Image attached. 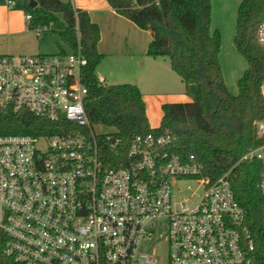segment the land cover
I'll return each mask as SVG.
<instances>
[{
	"label": "built area",
	"instance_id": "2783aa9c",
	"mask_svg": "<svg viewBox=\"0 0 264 264\" xmlns=\"http://www.w3.org/2000/svg\"><path fill=\"white\" fill-rule=\"evenodd\" d=\"M26 18L37 35L49 30ZM75 31L74 51L0 55V107L51 124L38 135L0 134L2 255L10 264H162L155 247L166 242L165 264H261L233 179L238 164L258 159L264 194V142L218 174L173 132L126 141L97 131L78 21ZM256 37L264 48V19ZM255 126L264 137V117ZM187 180L189 196L177 201Z\"/></svg>",
	"mask_w": 264,
	"mask_h": 264
},
{
	"label": "trees",
	"instance_id": "16d2710c",
	"mask_svg": "<svg viewBox=\"0 0 264 264\" xmlns=\"http://www.w3.org/2000/svg\"><path fill=\"white\" fill-rule=\"evenodd\" d=\"M107 1L141 29L150 31L149 55L167 56L173 70L186 83H195L197 89L192 101L163 103L161 124L151 127L137 85L107 84L99 79L97 69L103 60L98 50L101 32L88 12L62 0H37L36 7L25 0L23 8L32 15L31 26H48L70 51L78 45V21L82 51L88 59L84 75L89 89L86 109L93 124L112 127L126 141L139 133L173 132L182 149L195 152L218 174L264 142L255 126V120L264 117V97L260 91L264 48L256 37L257 27L264 19V0H242L238 8L234 43L248 68L238 80L237 94L230 92L223 75L221 31L211 30L212 0ZM48 125L51 124L47 120L26 110L0 107V134L38 135ZM261 168L258 159L242 161L234 170L233 185L237 200L246 210L256 254L264 264V194L258 185ZM3 247L0 234V264H10L2 255Z\"/></svg>",
	"mask_w": 264,
	"mask_h": 264
},
{
	"label": "rangeland",
	"instance_id": "374dc122",
	"mask_svg": "<svg viewBox=\"0 0 264 264\" xmlns=\"http://www.w3.org/2000/svg\"><path fill=\"white\" fill-rule=\"evenodd\" d=\"M17 1V0H16ZM242 0H212V19H211V28L213 30L219 29L222 34V45H221V53H220V62L223 71V75L226 81V84L233 94L238 93V80L244 73V71L248 68V62L245 57L238 51L234 43V37L236 33V21L238 8ZM23 0H18V4L15 6H11L13 9H8L6 0H0V18L4 21L10 20L14 22L16 25L25 26V16L22 7ZM76 8V7H74ZM77 9V8H76ZM133 21V20H132ZM124 22V21H122ZM134 22V21H133ZM13 24V23H12ZM111 24H117L116 28H113ZM106 32L104 34V44L111 46V43L116 40V36L114 35V29L118 31L117 40H121L122 37H134L138 40L144 39V31H140L136 29L134 25L131 23H121L115 22L111 19L106 20ZM133 28V29H132ZM138 30V31H137ZM5 29L2 28V36H0L1 43L14 44L17 45L19 43H26L29 46L27 49H23L24 53H16L9 52L10 54L18 55V54H33V53H42L47 55L56 54L64 49L65 51H70L69 47L60 39L58 34L52 31H45L42 36L36 37L33 34L29 36H24L19 38H13L5 34ZM123 40V39H122ZM23 41V42H21ZM114 49V48H113ZM5 51L3 53H7ZM112 57L105 58L100 67L104 69L110 68V64L112 63ZM116 58V57H114ZM112 66L111 68H113ZM117 68V69H116ZM110 70V69H108ZM114 71H119L115 65ZM174 76V77H173ZM171 78L172 86H155L154 89L162 90L165 92H152L151 86H145L146 92H144V100L146 104V112L149 118V122L153 127L160 126L161 117H162V108L161 104L164 102H185L191 101L194 97V93L197 89L196 84L189 83L186 84L180 75L176 72L173 73ZM114 78V80H121L119 76V72ZM130 77V76H126ZM124 79H128V78ZM113 78H110V81H114ZM126 81V80H124ZM128 81V80H127ZM114 83V82H112ZM126 83H129L126 82ZM170 89L169 92H166L167 89ZM169 93V94H167ZM256 122V120H255ZM95 129L99 132H107L113 130L112 127H107L104 125L96 124ZM180 190L176 193L177 201H183L184 198L189 196L186 191V186L190 184H194L193 181H180L179 183ZM156 256L159 257L160 263L165 264L167 261L168 250L166 242H159L155 247Z\"/></svg>",
	"mask_w": 264,
	"mask_h": 264
},
{
	"label": "crops",
	"instance_id": "0c3cea01",
	"mask_svg": "<svg viewBox=\"0 0 264 264\" xmlns=\"http://www.w3.org/2000/svg\"><path fill=\"white\" fill-rule=\"evenodd\" d=\"M14 1L16 2L15 5H17L18 0L17 1L14 0ZM24 1L25 0H23L22 7L24 4ZM62 1L70 2L77 9L79 8L82 10H86L91 20L97 23L100 28L101 38L98 43V50L100 53L103 54V60L107 58L108 56L112 57L111 58L112 63L110 64V68H108L110 70L100 67L103 60L99 64L98 69H97V75L100 80H102L103 82L107 84H123L129 81V83L135 84L139 87L143 95V99L145 96L144 92H146L145 86H151L152 92L154 93L165 92V91L158 90V89L153 90V87L155 88V86H172L170 82H171L173 73L175 71L172 68L169 58L167 56H151L147 53L148 46L152 38L150 31L141 29L135 22H133L127 16L117 12L109 4L107 0H62ZM6 4H7L8 9H13L11 8V5L9 4V0H6ZM23 12L26 18L27 13L25 12L24 8H23ZM108 19H111L115 22L131 23L132 25L136 27V29L145 32L143 36L144 39L138 40L131 36V37H122L121 40H117L118 31L114 29V35L116 36V40H114L112 43L110 40L109 43L111 44V46L107 47L108 45L104 44V34L106 32V27H105L106 20ZM24 25L25 26L21 24L16 25L14 24L13 21H11L10 23V20L4 21L2 18H0V36L4 34L2 33V28H4L5 29L4 32L6 35L13 37V38H18V40H20L19 38L24 37V36H29L30 34H33L36 37H40L39 35H37L35 31L29 28V26L27 25V18L25 20ZM111 25L113 28L117 27V24H111ZM211 30L213 31L212 28ZM28 47L29 46H27L26 43H19L17 45H14V44H7V43L0 42V55L10 54L9 52L24 53L22 52V50L27 49ZM5 51H8V52L3 53ZM33 54H41V53H33ZM18 55H21V54H18ZM115 65L118 68H120V70L117 72L113 70L115 68ZM112 66L114 67L111 68ZM118 72H119V76L121 77V80L119 79L118 81H116L114 80V78H117L116 76ZM126 76H130V77H126ZM125 77L128 79H124ZM110 78L111 79L113 78L114 81L112 82L114 83L110 81ZM186 84H189V83H186ZM169 90L170 89L168 88L166 92H169ZM162 104H161V108H162ZM150 126L153 127L151 124ZM158 127H153V128H158Z\"/></svg>",
	"mask_w": 264,
	"mask_h": 264
},
{
	"label": "water",
	"instance_id": "95a60500",
	"mask_svg": "<svg viewBox=\"0 0 264 264\" xmlns=\"http://www.w3.org/2000/svg\"><path fill=\"white\" fill-rule=\"evenodd\" d=\"M29 2L31 7H36L38 4L37 0H29Z\"/></svg>",
	"mask_w": 264,
	"mask_h": 264
}]
</instances>
